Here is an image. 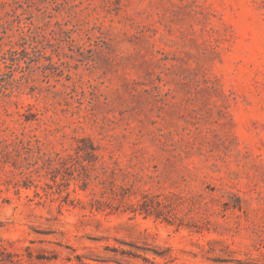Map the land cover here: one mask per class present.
Returning <instances> with one entry per match:
<instances>
[{
  "label": "rangeland",
  "instance_id": "374dc122",
  "mask_svg": "<svg viewBox=\"0 0 264 264\" xmlns=\"http://www.w3.org/2000/svg\"><path fill=\"white\" fill-rule=\"evenodd\" d=\"M12 133L106 166L83 191L0 164V264H264V0H0Z\"/></svg>",
  "mask_w": 264,
  "mask_h": 264
},
{
  "label": "trees",
  "instance_id": "16d2710c",
  "mask_svg": "<svg viewBox=\"0 0 264 264\" xmlns=\"http://www.w3.org/2000/svg\"><path fill=\"white\" fill-rule=\"evenodd\" d=\"M98 151V148L86 139L77 140V146L73 153H69L66 150L64 152L47 151L45 144L37 136L26 137L22 135L20 137L16 133H12L0 138V164L11 162L16 169L23 171L21 174L25 173L26 176L23 187L26 189L30 188L28 183L34 184V175L40 177L44 173L55 184H58L57 180L61 177L67 187L70 186L72 180L79 181L81 183L80 188L86 191L93 180L100 179L99 177L94 178L97 170L105 169L106 166ZM100 163L101 165H99ZM106 183L107 181H104L99 185L105 186ZM47 186L52 188L49 184ZM110 190L112 197L116 198L117 193L112 189ZM69 199L70 194L67 192V202H70ZM104 206L110 207V204L99 200H94L92 203V207L98 211L104 210ZM130 212L134 215L155 217L156 219L164 217L165 221L168 222L171 218L168 206L156 197L149 195H144L141 201L131 205ZM0 254H6V250H1ZM0 263H4V260H0Z\"/></svg>",
  "mask_w": 264,
  "mask_h": 264
}]
</instances>
